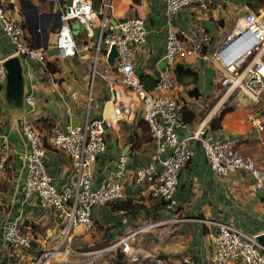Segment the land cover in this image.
<instances>
[{"label":"crops","instance_id":"1","mask_svg":"<svg viewBox=\"0 0 264 264\" xmlns=\"http://www.w3.org/2000/svg\"><path fill=\"white\" fill-rule=\"evenodd\" d=\"M2 1L6 14L22 24L25 39L33 47L43 50L46 64L52 62L56 68L55 72L49 71L47 67L44 70L39 62L14 55L13 44L0 22V56L7 59L16 57L21 69L18 87L9 83L7 78L0 85V161H3L4 166L0 176V264H34L46 245V239H50L47 244L49 248L56 243L55 237L62 226V213L53 208L43 209L37 196L24 199L21 193L25 176L24 155L28 152L21 128V117L28 109L24 102L25 94L32 93L35 98L32 122L40 132L47 134L55 127L84 123L86 97L91 84L89 118L102 121L106 128L105 151L93 164L94 184L104 179L106 171L113 168L120 153L127 154L130 168L144 167L151 160L154 144L143 121L138 99L135 98V101L130 94H125L124 109L120 115H116L113 105L108 102L111 96L108 83L98 76L91 80V40L83 41L80 36L75 37L79 55L83 59L77 55L66 59L57 57L54 41L60 12L54 2ZM209 1L210 7L206 11L196 6H187L172 18L175 30L192 25L211 36V42L203 55L186 58L179 63L184 70H190L195 75L182 74L179 82L176 81L177 88L173 94L183 99L188 110L195 113L191 126L196 128L198 123L203 122V135L222 139L240 136V153L252 156L261 154L264 158V131L250 129L245 120L252 108H259L264 113V90L256 101L249 100L242 92L222 96L223 90L220 89L212 57L218 43L237 27L247 6L242 0ZM112 14L118 19L141 18L145 21L147 43L142 49L136 50L134 68L144 86L152 89L160 76L159 64L165 54L164 0H112ZM27 71H31L39 81L38 86L34 87L28 81ZM7 73L6 69V76ZM193 90H197V96L189 95ZM72 91L77 92L75 100L70 98ZM221 104L245 107L243 112L232 108V113L222 117L221 128L212 130L209 122L220 113ZM67 107L71 108L69 114L66 112ZM190 145L194 154L180 172L176 191L178 204L174 209L169 210L164 204L153 201L145 187L133 182L126 184L123 197L115 201L121 204L130 198L133 206L130 212L113 209L111 204L93 207L94 226L102 228L100 237L102 232L113 234L124 228L127 217L130 219V231H138L146 224L157 223L134 235L132 240L136 248L133 251L140 253L141 250L142 258L139 262L138 259H131L138 257L139 253L136 257L130 256V264H178L184 256H189L197 264H211L212 237L217 230L215 222L232 224L252 235L264 234V196L261 192L251 193V176L244 171L226 176L215 175L197 143L190 141ZM44 161L57 187L72 181L70 161L64 152L46 147ZM11 222L16 223L21 232L30 237V250L6 251L3 235L7 224ZM93 261L106 264L100 259Z\"/></svg>","mask_w":264,"mask_h":264},{"label":"built area","instance_id":"2","mask_svg":"<svg viewBox=\"0 0 264 264\" xmlns=\"http://www.w3.org/2000/svg\"><path fill=\"white\" fill-rule=\"evenodd\" d=\"M48 1L54 2L60 12L54 41L57 57L66 59L77 55L83 59L72 32L71 21L77 19L86 38L93 44V58L89 65L91 80L98 76L108 83L111 90L108 102L113 105L116 115H120L124 109L125 94L130 96L129 93H132L138 99L154 151L148 164L135 169L128 166L127 154L120 153L113 168L106 171L104 179L94 184L93 164L105 151L106 128L102 121L89 118L91 84L86 97L84 123L55 127L47 134L40 132L32 122L35 98L32 93H26L24 102L28 109L21 117V128L28 152L24 155L25 176L21 193L24 199L37 196L43 209L53 208L62 213V226L55 237L56 243L49 248L47 244L50 239H46V245L34 264H50L57 254L64 258V264H85L87 260L104 259L113 244L94 251H74L71 245L73 235L77 228L91 232L94 228L93 207L122 198L124 188L130 182L145 187L153 201L162 202L169 210L174 209L178 204L176 191L180 172L194 154L190 141L197 143L215 175L247 172L252 178L251 193L261 192L264 196L263 156L240 153V136L222 139L203 135V122L198 123L196 128L185 122L183 113L188 105L173 94L177 88L174 68L186 58L203 55L211 42V36L192 25L175 30L172 18L187 6H196L206 11L210 7L209 0H164V58L167 66L161 69L152 89L144 86L134 68L136 50L142 49L147 43L148 31L143 19L115 18L112 15V0H102L97 9L91 0ZM0 22L13 44V54L25 60L37 61L45 70L44 51L33 47L25 39L22 24L6 14L2 0ZM112 47H115L117 55L110 67L107 58ZM212 57L219 76L218 83L223 90L222 96L243 92L249 100L256 101L264 90V13L246 11L237 27L218 43ZM6 60L0 56V85L6 81ZM26 77L32 86H38L39 81L31 71H27ZM70 98L75 100L77 92L72 91ZM216 105L218 103L213 108ZM70 111L71 108L67 107L66 112L69 114ZM245 120L250 129L264 131V113L259 108H252ZM48 146L64 152L69 158L72 181L62 187L53 183L46 169L44 157ZM3 169V161H0V176ZM262 214L264 216V209ZM156 225L146 224L144 228L130 231V235L117 241L116 244L121 245L120 250L126 258L136 257L131 248L134 235ZM215 225L217 230L212 237L211 264H264V246L258 242V235L249 234L228 223L215 222ZM3 242L8 253L28 251L31 248L30 237L22 233L14 222L7 224ZM72 255L74 257L70 258ZM178 264L197 263L189 256H184Z\"/></svg>","mask_w":264,"mask_h":264},{"label":"rangeland","instance_id":"3","mask_svg":"<svg viewBox=\"0 0 264 264\" xmlns=\"http://www.w3.org/2000/svg\"><path fill=\"white\" fill-rule=\"evenodd\" d=\"M247 11H253V10L251 8H248L247 7ZM261 12L264 13L263 11H261ZM173 21H174V19H173ZM71 22H72L71 24H72V32H73V35L75 37L80 36V39H82L83 41L85 39H87L85 37V31H83L84 29H82V27H81L80 23L78 22V20L77 19H73ZM87 40H89V39H87ZM208 107H211V106H208ZM227 107L235 108V109L239 110V112H243L245 106L241 107L239 105H236L235 106V105H232V104H226V105L222 106V109L227 108ZM233 110L227 111L226 113H232ZM126 223H127L126 226L124 228H121L120 230H117L116 233H113V234H110V233L109 234H105V233L102 232V235H101L102 237H100V231L102 229V228L100 229V227H97L96 228L94 226L93 230L91 232H89V233L83 232L81 229L77 228L76 229V234L74 235V238L72 239V242H71L72 248L74 249V251H88V250L94 251V250L100 249L102 247L110 246V245L113 244L112 247L110 248V251L108 252L107 256L104 259H100L101 261L104 260L105 262H107V260L111 256L115 255L116 250L118 248H121V245H117L116 244L117 241L120 240V239H122V238H125L127 235H130V219H129V217L126 218ZM128 241L130 242V238L128 239ZM134 244H135V241L131 240V248L132 249H134V247H135ZM137 245L139 246V244H137ZM141 252L142 251L140 250V253ZM138 253H136V255ZM140 253H139V256L138 257H136V258H132L131 257V259H133V260L134 259L135 260L138 259L139 262H140L141 261V258H142V256H140ZM73 257H74V255L70 256V258H73ZM63 260H64V258L62 259L61 255H58L57 254L54 257V261H51L50 264H62V263H64ZM93 260L94 259H91L90 261L87 260L86 263L89 261L90 263L97 264V262L96 261H93ZM180 260H179V262H180ZM127 262L130 264V257L127 258ZM79 264H83V263H79ZM132 264H135V262H133ZM151 264H155V263L152 262Z\"/></svg>","mask_w":264,"mask_h":264},{"label":"trees","instance_id":"4","mask_svg":"<svg viewBox=\"0 0 264 264\" xmlns=\"http://www.w3.org/2000/svg\"><path fill=\"white\" fill-rule=\"evenodd\" d=\"M47 2V0H45ZM93 3V7L95 9H97L101 3L102 0H91ZM246 6L248 8H251L253 11H255L256 13H260L261 11L264 12V0H242ZM46 67L49 69V71L51 72H55L56 68L54 63L52 62H47ZM182 74H188V75H193L192 72L190 70H184L182 68V66L180 64L176 65V67L174 68V75L176 78V81L181 79ZM195 75V74H194ZM195 78V76H194ZM196 79V78H195ZM143 83V82H142ZM149 89V88H148ZM195 92V94H193L190 91V96H197L198 92L197 90H193ZM232 110L231 107H227L224 108L220 111V113L217 115V117L211 119V121L209 122V128L212 130H217L219 128H221V120L223 115L227 112ZM195 118V113L192 112L191 110L185 109L184 113H183V119L185 122L191 124L193 122ZM50 147V146H48ZM52 148V147H51ZM116 201V200H115ZM115 201L113 202H109L108 204H111V207L113 209H120L124 212H130V209L133 207L130 201V198L124 200L121 204H117L115 203ZM158 203V202H157ZM160 204H163L162 202H159ZM107 205V204H106ZM107 264H129L126 260V257L124 255V253L121 252L120 248H118L115 252V255L111 256L108 260H107Z\"/></svg>","mask_w":264,"mask_h":264},{"label":"water","instance_id":"5","mask_svg":"<svg viewBox=\"0 0 264 264\" xmlns=\"http://www.w3.org/2000/svg\"><path fill=\"white\" fill-rule=\"evenodd\" d=\"M116 55V49L115 47H112L107 58V63L110 67L113 66ZM165 66H167V60L164 58L163 61L159 64V67L163 69ZM5 67L8 71L6 76L8 82L14 83L16 85L15 87H18L21 82V69L18 63V59L16 57L7 59L5 62ZM257 240L262 246H264V234L258 235Z\"/></svg>","mask_w":264,"mask_h":264},{"label":"bare ground","instance_id":"6","mask_svg":"<svg viewBox=\"0 0 264 264\" xmlns=\"http://www.w3.org/2000/svg\"><path fill=\"white\" fill-rule=\"evenodd\" d=\"M132 97H133V99L136 101V99H135V97H134V95L132 94V93H129Z\"/></svg>","mask_w":264,"mask_h":264}]
</instances>
